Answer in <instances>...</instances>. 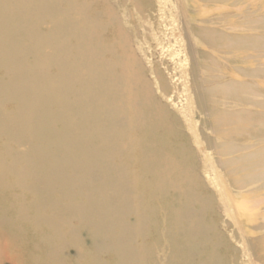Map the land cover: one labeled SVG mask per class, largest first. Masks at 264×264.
Returning <instances> with one entry per match:
<instances>
[{
    "label": "bare ground",
    "instance_id": "bare-ground-1",
    "mask_svg": "<svg viewBox=\"0 0 264 264\" xmlns=\"http://www.w3.org/2000/svg\"><path fill=\"white\" fill-rule=\"evenodd\" d=\"M0 264H264V0H0Z\"/></svg>",
    "mask_w": 264,
    "mask_h": 264
},
{
    "label": "rangeland",
    "instance_id": "rangeland-1",
    "mask_svg": "<svg viewBox=\"0 0 264 264\" xmlns=\"http://www.w3.org/2000/svg\"><path fill=\"white\" fill-rule=\"evenodd\" d=\"M236 59H237V57H233L232 59H230L229 61H228V63H234L235 61H236ZM20 236V235H19Z\"/></svg>",
    "mask_w": 264,
    "mask_h": 264
}]
</instances>
